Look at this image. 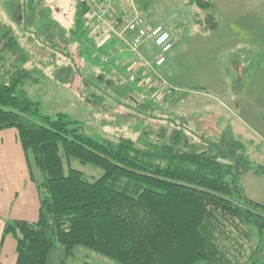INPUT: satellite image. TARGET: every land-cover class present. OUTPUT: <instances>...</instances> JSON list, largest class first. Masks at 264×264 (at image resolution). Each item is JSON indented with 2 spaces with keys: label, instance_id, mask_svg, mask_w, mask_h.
<instances>
[{
  "label": "trees",
  "instance_id": "1",
  "mask_svg": "<svg viewBox=\"0 0 264 264\" xmlns=\"http://www.w3.org/2000/svg\"><path fill=\"white\" fill-rule=\"evenodd\" d=\"M195 1L214 28V4ZM5 6L11 20L22 17L36 29L30 39L52 52L88 39L82 3L76 4L68 30L45 0H12ZM144 44L156 50L150 41ZM175 45L176 40L171 49ZM28 60L11 27L1 28L0 130L17 131L39 199L36 221H5L3 234L16 242L15 264H45L48 251L58 246L67 256L85 246L120 264H263L264 205L244 194L240 176H264V163L249 161L239 137L227 129L213 141L191 140L182 127L162 125L144 130L137 140L90 136L64 114L51 118L40 112L27 87L44 71L26 68ZM54 69L57 81H72L69 66ZM112 88L129 96L132 91L128 85ZM167 100L176 98L166 94ZM138 105L161 109L150 99ZM74 160L101 175L93 178L74 168Z\"/></svg>",
  "mask_w": 264,
  "mask_h": 264
},
{
  "label": "rangeland",
  "instance_id": "2",
  "mask_svg": "<svg viewBox=\"0 0 264 264\" xmlns=\"http://www.w3.org/2000/svg\"><path fill=\"white\" fill-rule=\"evenodd\" d=\"M11 1L0 0V29L11 27L19 45L29 53L26 68L37 66L44 71L36 84L27 87L42 114L51 118L64 114L78 121L86 134L108 139L127 136L137 140L144 130L156 131L162 125L167 130L182 127L191 140L213 141L228 129L243 141L251 163L264 162V128L251 119V114L264 119V0H211L217 11L212 29L205 21L206 11L195 0H112L114 15L124 19L137 15L149 24L171 26L177 40L168 62L156 68L173 88L170 94L176 101L165 102L164 96L157 95L158 102L152 103L161 109L154 111L138 105L158 92L150 73L145 76L142 69L129 79L125 70L133 67L138 56L152 60L158 51H151L148 44L137 52L130 50L132 34L122 31L123 19L112 26L110 22L87 23V40H71L66 48L56 47L52 52L38 39H30L36 29L25 25L22 17L11 20L5 6ZM45 2L65 29L73 27L79 0ZM61 65L71 68L68 84L51 75ZM117 85L131 87L130 96L112 88ZM73 167L93 178L102 173L76 160ZM66 258L64 264H120L85 246L75 247Z\"/></svg>",
  "mask_w": 264,
  "mask_h": 264
},
{
  "label": "crops",
  "instance_id": "3",
  "mask_svg": "<svg viewBox=\"0 0 264 264\" xmlns=\"http://www.w3.org/2000/svg\"><path fill=\"white\" fill-rule=\"evenodd\" d=\"M215 13L217 14L216 8ZM160 24L169 27L172 31L171 26L151 23V25ZM174 48L169 50L168 56ZM168 56L163 65L168 62ZM251 115L255 125L264 128V119ZM240 179L244 194L250 200L264 205V176L244 172ZM38 212L36 184L30 178L17 131L14 128L0 130V264H15L17 258L15 239L10 234H3L5 221L11 219L34 222L38 218ZM66 257L68 256L62 247L51 248L47 253L45 264H57L59 259H62L59 260V264H64Z\"/></svg>",
  "mask_w": 264,
  "mask_h": 264
},
{
  "label": "built area",
  "instance_id": "4",
  "mask_svg": "<svg viewBox=\"0 0 264 264\" xmlns=\"http://www.w3.org/2000/svg\"><path fill=\"white\" fill-rule=\"evenodd\" d=\"M79 1L85 8L84 18L87 23L102 25L110 22L112 23L110 24L112 26L113 24H118V19H123L122 22L124 25L122 31H127L132 34L131 41L129 42L130 50L137 52L138 48L146 41L152 43L154 48L158 51L154 59L149 60L146 56L140 55L141 57L138 56L136 62L131 63V65L133 64V67L126 68L125 73L126 75H130L129 79H133L136 73L140 72L142 69L143 71L141 74L146 76V73H150L152 86L158 91L157 93L154 92L153 95L149 94V99L153 103H157L160 97L162 98L164 95L170 94L173 88L169 87L163 76L156 71V68L163 65L166 60V55L175 42L173 32L161 24L151 25L137 15L130 19L119 18L112 12V0ZM117 34L121 35L118 32ZM138 68L140 69L139 71L137 70ZM157 95H160V97H157Z\"/></svg>",
  "mask_w": 264,
  "mask_h": 264
}]
</instances>
